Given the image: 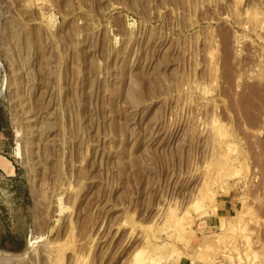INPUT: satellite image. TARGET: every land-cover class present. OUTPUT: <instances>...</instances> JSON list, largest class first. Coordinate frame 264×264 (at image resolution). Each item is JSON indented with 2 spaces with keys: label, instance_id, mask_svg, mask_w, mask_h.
<instances>
[{
  "label": "rangeland",
  "instance_id": "obj_1",
  "mask_svg": "<svg viewBox=\"0 0 264 264\" xmlns=\"http://www.w3.org/2000/svg\"><path fill=\"white\" fill-rule=\"evenodd\" d=\"M0 155V264H264V0H0Z\"/></svg>",
  "mask_w": 264,
  "mask_h": 264
},
{
  "label": "bare ground",
  "instance_id": "obj_2",
  "mask_svg": "<svg viewBox=\"0 0 264 264\" xmlns=\"http://www.w3.org/2000/svg\"><path fill=\"white\" fill-rule=\"evenodd\" d=\"M0 166L7 172L12 173L13 172V165L9 159H7L5 156L0 155ZM30 245V243H29Z\"/></svg>",
  "mask_w": 264,
  "mask_h": 264
}]
</instances>
